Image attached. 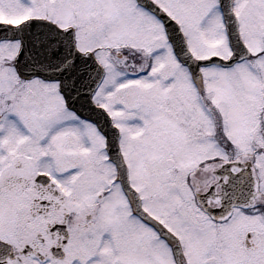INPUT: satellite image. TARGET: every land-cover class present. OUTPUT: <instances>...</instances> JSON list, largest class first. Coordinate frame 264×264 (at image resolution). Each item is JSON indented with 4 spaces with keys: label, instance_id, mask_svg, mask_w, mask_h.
Segmentation results:
<instances>
[{
    "label": "snow or ice",
    "instance_id": "obj_1",
    "mask_svg": "<svg viewBox=\"0 0 264 264\" xmlns=\"http://www.w3.org/2000/svg\"><path fill=\"white\" fill-rule=\"evenodd\" d=\"M0 264H264V0H0Z\"/></svg>",
    "mask_w": 264,
    "mask_h": 264
}]
</instances>
